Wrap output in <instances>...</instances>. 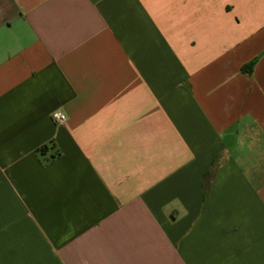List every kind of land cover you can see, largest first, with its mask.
Wrapping results in <instances>:
<instances>
[{
    "label": "crops",
    "instance_id": "crops-1",
    "mask_svg": "<svg viewBox=\"0 0 264 264\" xmlns=\"http://www.w3.org/2000/svg\"><path fill=\"white\" fill-rule=\"evenodd\" d=\"M0 264H264V0H0Z\"/></svg>",
    "mask_w": 264,
    "mask_h": 264
},
{
    "label": "trees",
    "instance_id": "trees-1",
    "mask_svg": "<svg viewBox=\"0 0 264 264\" xmlns=\"http://www.w3.org/2000/svg\"><path fill=\"white\" fill-rule=\"evenodd\" d=\"M216 166H217L216 163L213 164V167L209 171H207L205 176H204V193H206V191L208 190L210 181L215 174Z\"/></svg>",
    "mask_w": 264,
    "mask_h": 264
},
{
    "label": "built area",
    "instance_id": "built-area-1",
    "mask_svg": "<svg viewBox=\"0 0 264 264\" xmlns=\"http://www.w3.org/2000/svg\"><path fill=\"white\" fill-rule=\"evenodd\" d=\"M52 118L57 122H61L66 119V115L62 111L57 110L52 113Z\"/></svg>",
    "mask_w": 264,
    "mask_h": 264
}]
</instances>
